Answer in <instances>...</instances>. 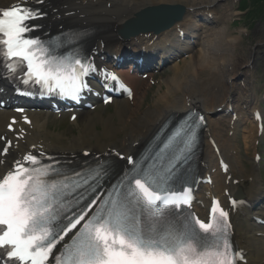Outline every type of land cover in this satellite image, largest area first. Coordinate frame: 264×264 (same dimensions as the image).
I'll list each match as a JSON object with an SVG mask.
<instances>
[{
    "label": "snow or ice",
    "instance_id": "snow-or-ice-1",
    "mask_svg": "<svg viewBox=\"0 0 264 264\" xmlns=\"http://www.w3.org/2000/svg\"><path fill=\"white\" fill-rule=\"evenodd\" d=\"M42 15L30 6V0L0 8V57L13 62L6 64L12 73L17 71L15 62L26 68L25 84L34 78L50 91L76 96L88 87L83 77L95 69L74 56H55L44 41L27 35L39 27L28 22ZM194 117L190 114L187 127L178 129L164 144L169 149L179 139L183 146L176 147V163L164 175L134 165L87 219V212L65 215V189L75 191L87 185L95 191L98 178L107 174L103 165L84 175L76 173V178L58 180L44 178L51 166L35 167L40 165L36 155L16 160L0 177V253L9 264H235L242 260L229 240V213L219 207V201L212 202L207 221L179 219L172 211L189 202L187 193L172 192L166 185L192 150L199 127ZM7 152L4 148L3 154ZM121 187L126 190L120 191ZM96 203L93 199L86 207L90 210Z\"/></svg>",
    "mask_w": 264,
    "mask_h": 264
},
{
    "label": "bare ground",
    "instance_id": "bare-ground-1",
    "mask_svg": "<svg viewBox=\"0 0 264 264\" xmlns=\"http://www.w3.org/2000/svg\"><path fill=\"white\" fill-rule=\"evenodd\" d=\"M223 1L43 0L42 3H36L35 0H30V6L40 9L43 13L42 17L32 20L34 24L40 25L43 32L55 33L73 25L105 28V33L92 44L95 49L94 57L99 65H102L100 58H106L109 53L123 52L122 50L126 49L125 41H121L116 35L123 25L135 20L142 10L163 5H181L187 9L186 18L162 35L131 39L128 43L132 47L141 44V47L131 53L135 55L143 53V57H152L158 51L156 57L160 64L165 61V57L175 51H191L190 46L196 43L200 51L198 56L184 62L183 71H180L179 66L172 67V75L165 81V89L158 91L160 93H157L153 102L151 99L148 100L149 89L146 83L142 82V91L139 94L135 92L132 101L116 102L114 118L111 115L105 117L88 112L83 117L82 132L67 141L63 137H56L54 133L51 139L53 142L48 143L46 121L43 122L37 115L16 117L6 110L0 111V153L6 143L11 144L8 154L0 155V161H3L0 163V177L11 169L16 160H22L29 153L36 155L37 158L50 157L60 160L78 159L84 152H89V157L111 155L116 164L124 168L129 163L128 158L134 159L166 121L174 118L179 112L199 110L207 117L200 156L201 169L204 174L211 175L213 181L212 186L201 189L199 199L202 204L209 206L213 198H219L223 203H227L228 198L236 192H241L250 203L256 204L258 199L263 198L261 203L256 204L261 208L231 211L230 215L235 244L246 254V264H264V228L255 227L251 218L259 216L264 219V191L257 175L258 166L252 163L251 171H246L234 155L235 135L237 129L243 125L241 115L238 114L235 121L233 117L228 119L220 116L228 110L223 106L237 98V103L246 101L248 105H255V111L259 108L254 91L248 85H246L249 87L247 93H251L247 97L238 89L237 93L233 90L235 88L233 76L236 70L232 71L233 53L236 50L237 39L230 37V30L216 29L215 25L222 18L213 13L214 7ZM19 2L20 0H0V8ZM198 11L201 16L209 17L211 25L204 22L193 24L195 17L191 12ZM190 69L192 73H189ZM125 77L130 87H132L131 83H137V78L134 79L129 75ZM115 117L117 121H114ZM23 118H29L31 123L25 125ZM11 124L14 125L13 133L7 131V126ZM226 128L235 131L232 138L222 135ZM119 137H122L121 140L118 139ZM243 138L246 140L245 137ZM2 139H5V143ZM120 155L124 159H120ZM218 156L229 164L226 174L221 172ZM234 181L238 183L235 185ZM197 210L205 213V209L200 207H197Z\"/></svg>",
    "mask_w": 264,
    "mask_h": 264
},
{
    "label": "rangeland",
    "instance_id": "rangeland-1",
    "mask_svg": "<svg viewBox=\"0 0 264 264\" xmlns=\"http://www.w3.org/2000/svg\"><path fill=\"white\" fill-rule=\"evenodd\" d=\"M239 4L240 2H233L229 0L216 6L214 8V13H218L219 16L222 15L223 17L225 16L224 12L227 11L230 6L232 7V10L238 11ZM244 10L253 11L254 15L244 16L243 11H241L240 15L237 13V16H235V18H231L230 13H228V17H226V19L224 20V24L227 26V21H229L230 24L232 23L230 28L232 32H234L233 37L238 39L235 52L237 72L248 64L250 57L254 52L256 54L255 58L257 61L253 74V86L255 96L261 99L264 96V2L262 3L261 0L257 2L249 0L245 5ZM255 19L256 21H253ZM233 20L235 21V24H233ZM239 33L242 34L239 35ZM198 53L199 51L197 52L196 49L188 59L180 62V64L178 65L180 67V71H183L184 69V62L189 61L192 56H198ZM246 71L247 70H244V73H246ZM189 73H192L191 69L189 70ZM153 75H157L154 80L151 79V75H149L147 78H141V81L146 82V86L150 88L148 91V100L151 99L152 102L156 98L157 93H160L158 91L161 89H165V81L172 75L171 68H166L158 73H154ZM236 81L239 82L238 79ZM234 84L238 86V88H241V86H239V83ZM136 86L137 85H135V87ZM140 86L141 85H138V90ZM97 112H99L100 114H109L113 116L114 106L108 107L107 110L100 109ZM53 122L54 126H56V124H59L58 120H53ZM61 128L65 129L64 135L65 139L67 140V138H70L71 136H78L79 132L82 130V125L79 124L78 127H76L72 126L71 123H69L67 120H62ZM256 134L257 133L255 132V130H253L252 126H248L247 133H243V135L237 136L236 138V143L239 146V163L243 168H245L244 170L246 171H251L252 159L257 151L264 154V139L261 140V137H257L256 139ZM244 135L247 137L246 141H244L242 138ZM255 139L257 143L254 146ZM260 171L264 173V165L262 166V169L260 168Z\"/></svg>",
    "mask_w": 264,
    "mask_h": 264
},
{
    "label": "water",
    "instance_id": "water-1",
    "mask_svg": "<svg viewBox=\"0 0 264 264\" xmlns=\"http://www.w3.org/2000/svg\"><path fill=\"white\" fill-rule=\"evenodd\" d=\"M175 15H177V14H175ZM175 15H174V16H175ZM159 29H160V28H159Z\"/></svg>",
    "mask_w": 264,
    "mask_h": 264
}]
</instances>
